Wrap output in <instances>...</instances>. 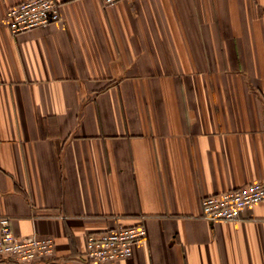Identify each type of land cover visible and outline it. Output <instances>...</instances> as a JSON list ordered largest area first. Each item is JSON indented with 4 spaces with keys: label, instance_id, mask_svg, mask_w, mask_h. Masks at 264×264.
<instances>
[{
    "label": "crops",
    "instance_id": "obj_1",
    "mask_svg": "<svg viewBox=\"0 0 264 264\" xmlns=\"http://www.w3.org/2000/svg\"><path fill=\"white\" fill-rule=\"evenodd\" d=\"M16 1L0 217L53 239L32 264H88V232L134 224L145 238L102 264H264V199L233 221L200 209L264 182V0H57L60 20L12 34Z\"/></svg>",
    "mask_w": 264,
    "mask_h": 264
},
{
    "label": "built area",
    "instance_id": "obj_2",
    "mask_svg": "<svg viewBox=\"0 0 264 264\" xmlns=\"http://www.w3.org/2000/svg\"><path fill=\"white\" fill-rule=\"evenodd\" d=\"M119 0H102L111 5ZM60 5L57 0H18L5 12L6 26L12 34L23 33L60 20ZM264 199V182L251 180L240 186L200 198L201 216L211 222L233 221L241 212ZM145 238V229L140 224L115 225L85 235L83 258L88 264L115 262L129 257L133 245ZM54 241L50 237L16 236L7 217H0V261L32 264L51 255Z\"/></svg>",
    "mask_w": 264,
    "mask_h": 264
}]
</instances>
